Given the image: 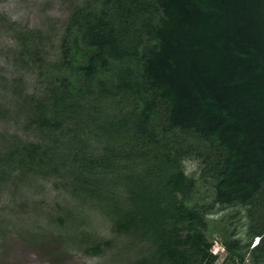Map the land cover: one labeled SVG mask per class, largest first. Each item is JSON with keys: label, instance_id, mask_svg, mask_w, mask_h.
<instances>
[{"label": "trees", "instance_id": "obj_1", "mask_svg": "<svg viewBox=\"0 0 264 264\" xmlns=\"http://www.w3.org/2000/svg\"><path fill=\"white\" fill-rule=\"evenodd\" d=\"M39 36L18 33L32 138L0 132V193L52 181L75 206L47 223L98 257L110 241L84 222L106 217L135 256L117 264H216L209 224L231 208L244 236L226 228L219 264H264V0H78L53 61Z\"/></svg>", "mask_w": 264, "mask_h": 264}, {"label": "rangeland", "instance_id": "obj_2", "mask_svg": "<svg viewBox=\"0 0 264 264\" xmlns=\"http://www.w3.org/2000/svg\"><path fill=\"white\" fill-rule=\"evenodd\" d=\"M77 1L0 0V108L5 112V118L0 121L2 136L15 134L22 140L32 138V135L23 131L25 115L17 112V97L22 101L24 94L30 95L37 91V72L21 67L16 60L18 33H40L36 44L45 52L44 58L53 61L58 53L59 35L71 6ZM19 79L24 91L16 96L13 95L12 80ZM184 168L187 175L197 177L199 174L196 161L185 162ZM8 185L0 193V264H117L135 257L132 256L133 251H124L123 248L128 244L125 239L110 233L111 224L107 218L95 212L86 213L84 228L98 236V240L110 241V247L98 257H88L70 243L69 236L72 233L69 234L65 222L62 225L58 222L47 223V217L57 215L53 210L60 213L63 208L75 206V202L62 189H56L52 181L35 182L32 187L25 186L16 191ZM201 192H204L206 199L202 201L211 202L208 198L210 191L201 188ZM215 209L219 210V207ZM245 222L243 212L237 214L231 208L222 209L217 216H213L208 237L214 241L212 253L218 256L216 264L225 258L221 240L226 228H237L236 232L242 238ZM38 224L45 227L44 233L38 234Z\"/></svg>", "mask_w": 264, "mask_h": 264}, {"label": "clouds", "instance_id": "obj_3", "mask_svg": "<svg viewBox=\"0 0 264 264\" xmlns=\"http://www.w3.org/2000/svg\"><path fill=\"white\" fill-rule=\"evenodd\" d=\"M256 245V242H254L253 246Z\"/></svg>", "mask_w": 264, "mask_h": 264}]
</instances>
